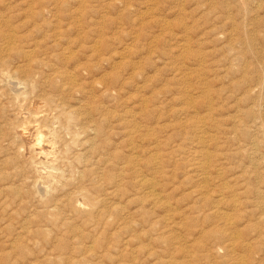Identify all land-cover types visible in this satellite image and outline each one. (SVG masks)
<instances>
[{
  "label": "rangeland",
  "instance_id": "rangeland-1",
  "mask_svg": "<svg viewBox=\"0 0 264 264\" xmlns=\"http://www.w3.org/2000/svg\"><path fill=\"white\" fill-rule=\"evenodd\" d=\"M261 114L264 0H0V264H54L45 256L64 237L48 209L79 229L103 211L121 233L153 225L135 264H185L190 249L202 264H264ZM29 128L49 160L15 136ZM207 207L230 214L222 250ZM35 220L48 233L9 252ZM93 253L85 263L109 264Z\"/></svg>",
  "mask_w": 264,
  "mask_h": 264
},
{
  "label": "bare ground",
  "instance_id": "bare-ground-1",
  "mask_svg": "<svg viewBox=\"0 0 264 264\" xmlns=\"http://www.w3.org/2000/svg\"><path fill=\"white\" fill-rule=\"evenodd\" d=\"M206 66V65H205ZM207 67V66H206ZM207 85V84H206ZM242 85V84H241ZM256 87V86H255ZM236 88V87H235ZM204 108V107H203ZM34 110V109H33ZM26 112V111H25ZM43 118V117H42ZM47 118V117H46ZM254 119L255 116L253 117ZM260 121H258L257 123H259V127L260 129H264V115L261 114L259 117ZM55 119V118H54ZM204 119V118H203ZM210 119V118H209ZM253 119V121H254ZM42 120V119H41ZM52 120V119H51ZM199 120V119H198ZM257 120H255L256 122ZM21 122V121H20ZM56 122V121H55ZM26 123V122H25ZM253 123V122H252ZM250 123V124H252ZM31 124V123H30ZM249 124V125H250ZM256 123H254L255 125ZM50 125V124H49ZM253 125V126H254ZM258 125V124H257ZM247 126V125H246ZM255 127V126H254ZM258 127V129H259ZM257 128V127H256ZM64 130V129H63ZM260 131V130H259ZM263 130H261L262 132ZM73 133V132H72ZM48 134V133H47ZM258 134V133H257ZM262 134V133H261ZM263 134H264V131H263ZM263 134L261 135L263 137ZM15 136L17 137V139L24 144V146H26V148L30 149V147L33 149L35 155H37L38 157H41V158H48L47 160H49V156L52 154L51 151H49V147L47 148L46 145H43V140H42V135L41 133L39 132H36V129L35 128H29V130H25V129H16L15 130ZM47 136V135H46ZM256 136V135H254ZM45 140V139H44ZM55 140V139H54ZM46 141V140H45ZM257 141V140H256ZM264 141V140H263ZM260 140H259V144H260ZM257 143V144H258ZM263 143V142H262ZM261 143V144H262ZM246 145V144H245ZM253 145V144H252ZM259 146V145H258ZM256 147V146H255ZM260 147V146H259ZM26 149V150H27ZM28 151V150H27ZM33 153V154H34ZM53 155V154H52ZM35 157V156H34ZM40 158V159H41ZM224 158V157H223ZM32 159V158H31ZM33 160V159H32ZM45 160V159H44ZM206 160V159H205ZM41 161V160H40ZM43 161V160H42ZM44 162V161H43ZM207 163V161L205 162ZM35 164V162H34ZM41 164V163H40ZM44 165V163H42ZM48 164V163H47ZM200 164V163H199ZM204 164V163H203ZM202 165V163H201ZM253 165V164H252ZM42 165H37L35 166V170L40 172L42 171ZM46 166V165H45ZM48 166V165H47ZM204 166V165H202ZM209 166V165H208ZM241 166V165H240ZM254 166V165H253ZM49 167V166H48ZM47 167V168H48ZM206 167V166H204ZM230 167V166H228ZM51 168V166H50ZM49 168V169H50ZM200 168V167H199ZM216 169H218L217 167H215ZM48 169V170H49ZM220 169V168H219ZM249 169V168H248ZM247 169V170H248ZM45 172H46V169L44 168L43 169ZM201 170V169H200ZM199 170V171H200ZM204 171V170H203ZM205 171H207L205 169ZM43 172V171H42ZM197 172V171H196ZM41 173V172H40ZM49 176L52 175V171L50 169L49 172H46ZM222 174V173H221ZM246 174V173H245ZM244 174V176H245ZM42 175V174H40ZM55 175V174H54ZM214 175V174H213ZM235 175V174H234ZM202 177V176H201ZM206 177V176H205ZM208 178V177H207ZM219 178V177H218ZM240 178V177H239ZM243 178V177H242ZM256 178V177H255ZM46 179V178H45ZM197 179V178H196ZM211 179V178H209ZM217 179V178H215ZM214 179V181L216 182V180ZM208 179H204L203 178V186L202 188H205L207 187V181ZM246 180V178H245ZM264 180V179H263ZM212 181V180H211ZM256 181V180H255ZM254 181V182H255ZM198 182V181H197ZM221 182V181H220ZM258 182V180H257ZM199 185V184H198ZM201 185V184H200ZM199 185V186H200ZM243 185V184H242ZM257 185V184H256ZM223 186V185H222ZM225 186V185H224ZM218 187V185H214L213 187V191H215V193L218 191V189L216 188ZM247 185H244V187L242 189L239 190V188H237L236 190L237 191V194L238 196L245 192H248L249 191V187ZM209 186L206 188L207 190ZM226 188V187H223V189ZM191 189V188H190ZM228 188H226L227 190ZM244 189V190H243ZM252 189V188H251ZM255 189V188H254ZM257 189V188H256ZM261 189V188H259ZM193 190V188H192ZM195 190V189H194ZM193 190V192H195ZM204 190V189H203ZM200 191V189H199ZM202 191V190H201ZM259 191V190H258ZM257 192V191H256ZM207 193V192H205ZM193 194V193H192ZM247 194V193H246ZM255 194V193H254ZM260 194V193H259ZM78 195V194H77ZM205 195V194H204ZM219 201H223L225 200L226 196L224 194H221L219 193ZM196 196V195H195ZM199 196V195H198ZM200 196H201V202H203L202 205H204L203 207H206L208 206V202H207V198L203 195H201L200 193ZM239 196V197H240ZM260 196V195H259ZM214 197V196H213ZM212 197V198H213ZM228 197V196H227ZM262 197V196H261ZM77 198V197H76ZM198 198V197H196ZM200 198V197H199ZM231 198H234V197H231ZM80 199V198H79ZM209 199V198H208ZM227 199V198H226ZM248 199V198H247ZM246 199V200H247ZM196 200V199H195ZM229 200V199H228ZM78 201V200H77ZM194 200L192 199L191 203L193 202ZM229 201H233L232 199H230ZM244 201V200H243ZM250 201H252L250 199ZM262 201V200H261ZM197 202V200H196ZM85 203H87L85 201ZM85 203L81 200L77 203V205L79 207H84L85 206ZM194 203V202H193ZM220 203V202H219ZM237 203H238V200H237ZM251 203V202H250ZM195 204H198V203H195ZM229 204V203H228ZM235 205H237L236 203H234ZM249 204V203H248ZM57 205V204H56ZM211 205V204H210ZM222 207L220 208H223V204H221ZM195 206V205H194ZM225 206V205H224ZM239 206V205H238ZM237 206V207H238ZM261 206V205H260ZM56 207V206H55ZM60 207V206H59ZM86 207V206H85ZM198 207V206H197ZM229 207V206H228ZM227 207V208H228ZM232 207V205H231ZM240 207V206H239ZM50 208V207H49ZM47 209V208H46ZM190 209H194L193 206L190 207ZM225 209V207H224ZM233 209V208H231ZM236 209V208H235ZM51 209H48V211H43V216L45 215H48L50 216V218H47L45 220H49L51 222V225L54 226L55 228V231L57 232H63V237H64V240H61L59 242V239H54L53 241V244L51 245V249H52V252L54 253V256L53 257H48V256H45V260L47 262H50V263H54V264H88V263H85L84 261V255H88V254H96V253H93V249H94V246H97L99 248H102V251L104 253L103 256H106L107 254H109L110 252H107V250H111L113 249L115 253H117L116 256H113L111 254H109V257H108V263L109 264H135V257L133 256V247L136 246L137 242L142 240L143 237L147 236L145 233V228L144 227H149L151 228L153 225L151 224H146L143 226H135V227H131V228H128V229H125L126 231H124L123 233H121V230L123 229L124 226H122L121 222H119V220H113L111 222L107 221L105 219V215H104V211L101 213V217L97 220H93V221H90L89 223H86L84 222L82 224V226L80 227L81 229H79V226H74L73 224L75 223H71L70 220H67L66 218L65 219H57L55 217H53L55 215V213H50ZM54 210V209H52ZM117 210V209H116ZM251 210V208H250ZM249 210V211H250ZM118 211V210H117ZM201 211V209H200ZM199 211V213H200ZM207 211V212H206ZM206 216L207 218H218L217 220V223L218 221L221 222V226L219 225H215V226H210L211 224H209L208 226H210V230L208 231L211 235H213L212 237H214L213 240H216V246L215 248H219L222 250V248H226L228 247V243H231V241L229 242L228 241V235L224 232L225 230L221 229V227L225 226L227 227V225L229 224L227 221L230 219V214L228 212H222V213H217L219 212V209L218 208H213L212 207H207L206 209ZM233 211V210H232ZM237 211V210H236ZM263 211V210H262ZM52 212V211H51ZM54 212V211H53ZM247 212V211H246ZM245 213V212H244ZM253 213V212H252ZM232 214V212H231ZM235 214V213H234ZM53 215V216H52ZM58 215V214H57ZM57 215H55L57 217ZM244 215V214H243ZM264 215V214H263ZM52 216V217H51ZM251 216V215H250ZM258 216V215H257ZM35 217V216H34ZM67 217V216H66ZM45 218V217H44ZM252 218V216H251ZM111 219V217H110ZM113 219V218H112ZM206 219V218H205ZM247 219V218H246ZM45 220H38L36 222V220L34 221L36 224L35 226H21V230L20 232L17 233L16 235V238L14 240H10L9 241V252H13V251H24V250H27L29 248V245H22L24 244V238L25 240L28 239V235H31L34 236L36 235L37 233H48V227L46 224H42ZM109 220V219H108ZM231 220V219H230ZM241 221V220H240ZM239 221V222H240ZM216 224V223H214ZM213 224V225H214ZM240 224V223H239ZM250 225L252 223H249ZM248 224V225H249ZM174 225V224H173ZM176 225V224H175ZM233 225V224H232ZM247 225V226H248ZM249 225V226H250ZM167 226V225H166ZM165 225H162V227H166ZM188 226V225H186ZM220 227V228H219ZM230 227V226H229ZM235 227V226H234ZM251 227V226H250ZM236 228V227H235ZM245 228V227H244ZM252 228V227H251ZM228 229V227H227ZM260 229V228H259ZM244 230V229H243ZM239 231V230H238ZM229 232V230H228ZM227 232V233H228ZM231 235V234H230ZM233 235V234H232ZM54 237V235H53ZM52 237V238H53ZM98 237L100 238V242L98 240ZM110 237V238H109ZM232 237V236H231ZM257 237V236H256ZM21 238V239H19ZM109 238V239H108ZM118 239L116 242L113 241L112 243H109V240L112 241V239ZM210 238V237H209ZM237 239V238H235ZM217 240H219V243L217 242ZM257 241V240H256ZM26 242V241H25ZM252 242V241H251ZM250 242V243H251ZM236 244V241L235 243ZM239 244H243V243H239ZM247 245H244L247 246L248 248V243H245ZM253 244H254V241H253ZM237 245V249H238V244ZM252 245V244H251ZM231 246V244H230ZM233 246V245H232ZM193 247V246H192ZM241 246H239L240 248ZM200 248V247H199ZM214 248V247H213ZM214 248V249H215ZM243 251H248V249H251V246L250 248H248L247 250H244L243 247H241ZM213 250V249H211ZM232 250V249H231ZM210 251V250H209ZM220 251V250H219ZM224 251V250H223ZM212 252V251H210ZM228 252V250L226 251ZM213 253V252H212ZM264 253V252H263ZM205 254V253H204ZM239 255V254H238ZM118 256V257H117ZM152 253L148 252L146 254V258H149L151 260L150 257H152ZM184 257L188 258L186 261H185V264H202V259H203V255L200 254V251H192L190 249V251H187V253L185 252L184 254ZM208 257V256H207ZM205 256V258H207ZM211 257V256H209ZM244 257V256H243ZM259 258V257H258ZM1 259V258H0ZM241 259V258H240ZM239 259V260H240ZM238 261V260H237ZM264 261V260H263ZM165 262V261H164ZM25 263V262H24ZM261 263V262H260ZM31 264V263H30Z\"/></svg>",
  "mask_w": 264,
  "mask_h": 264
}]
</instances>
